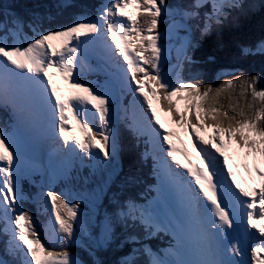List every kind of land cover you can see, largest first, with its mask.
Here are the masks:
<instances>
[{"label":"snow or ice","instance_id":"obj_1","mask_svg":"<svg viewBox=\"0 0 264 264\" xmlns=\"http://www.w3.org/2000/svg\"><path fill=\"white\" fill-rule=\"evenodd\" d=\"M207 6L211 11L204 14L202 24L196 25L201 36L209 34L214 24H222L232 11L244 5L243 0H192L186 8L173 9L167 0H109L96 19L80 18L55 30L38 31V18L31 24L19 17L0 21V105H10L20 116L42 109L49 115L53 131L57 129L58 118L59 136L70 152L74 148L68 142L73 140L75 147L88 157L102 153L105 160H110L115 155V144L110 145L107 131L110 97L100 90L103 85L99 88L85 85L79 78L78 68L82 70L84 66L81 49L88 42L82 37H91V42L102 44L109 66L115 69L112 75L122 86L136 85L131 90L144 97L155 124L164 127L157 114L159 103L160 110L173 117L172 123L194 139L193 147L202 157V168L177 158L172 132L164 129L162 135L163 143L168 145L162 150L191 177L190 181L178 175L170 177L183 194L180 218H161L149 208L137 212L135 204L129 205V211L117 214L126 225L128 221L133 226L138 222L146 237L158 232L172 233L175 244L167 253L169 258L153 254L149 264H264V228L255 224L264 220V183L251 193L245 191L232 179V172L225 171L228 163L222 151L224 141L235 142L246 161L249 157L253 159L251 171L264 181V86L258 87L264 85V76L241 73L214 86L186 81L179 72L175 81H170L161 70L164 49L158 31L160 18L171 17L170 27L191 33L190 22L200 20V9ZM25 27L34 33L30 38L23 31ZM106 37L114 42V48ZM57 39L61 40L59 47L52 43ZM196 46L194 40L185 38L178 58L195 63L190 53ZM241 51L243 55L264 54V42L255 49L245 47ZM117 57L123 58L126 69ZM179 67L182 69L183 64ZM53 71L74 90L68 99L61 98L53 82ZM87 105L98 114L99 127L95 132L84 118V113L90 111ZM66 112L71 114L85 140L67 134ZM209 130L212 134L206 136ZM93 147L99 152L93 153ZM180 155L188 160L187 153ZM22 162L12 134L0 129V234L7 237L8 254L16 264H82L67 250L75 242L79 203H72L63 193L52 190L45 193L50 213L46 245L31 213L20 207L17 186ZM244 167L248 170L247 163ZM233 202L245 210V235L251 241L247 249L249 259H245L246 249L234 236L238 234V224L234 220ZM126 239L140 243L135 235ZM110 240L109 224L105 226L104 243ZM143 250L150 253L147 246ZM0 264L6 262L0 260ZM122 264L135 261L125 259Z\"/></svg>","mask_w":264,"mask_h":264},{"label":"trees","instance_id":"obj_2","mask_svg":"<svg viewBox=\"0 0 264 264\" xmlns=\"http://www.w3.org/2000/svg\"><path fill=\"white\" fill-rule=\"evenodd\" d=\"M261 8L262 11L231 29H225L220 35L210 32L196 41L197 46L190 53L195 63L183 62V69L191 81L201 85L217 86L222 80L232 79L241 73L264 76V54L243 55L241 51L245 47L255 49L260 42H264V6ZM261 86L264 85H258V87ZM125 202L126 198L116 207L115 213L123 211L121 207ZM112 207L113 200L103 209V213L111 214ZM89 233L90 237L87 241L82 240L79 244L71 245L67 249L82 264H122L125 259L134 260L135 264H140L137 255L147 257L149 254L143 250V246L149 245L143 238H138L139 244L126 239L129 235L138 236V233H134L131 229H125L115 246L111 240L110 243H104L100 239L92 240V231L90 230ZM124 242L128 249L123 247Z\"/></svg>","mask_w":264,"mask_h":264},{"label":"rangeland","instance_id":"obj_3","mask_svg":"<svg viewBox=\"0 0 264 264\" xmlns=\"http://www.w3.org/2000/svg\"><path fill=\"white\" fill-rule=\"evenodd\" d=\"M174 35H176V32H172V37H173V38H174ZM186 80H187V81H191V78H187ZM183 107H184V104H183V102H181V104H180V108H181V110H183ZM135 108H136V109H134V114H136V112L138 111L137 116L139 117V122H136V121H135L136 124L138 125V123H139V124L144 128V130H145V131H146L151 137H152V136H153V137H154V136H158V138H157V144H156V142H154V146H155V147H154V146L152 147L153 151L156 152V153H155L156 158L159 159L158 162H160V163H162V164L165 163V161L161 159L163 156H165V157L168 158L170 161H172L171 157H168V156H167L166 151H163V150H162V149H167V144H166V143H163V139H162V135H161L162 132H163V130H162L161 127H159L157 124H155L154 120L151 119V110L147 108V104H146V102L144 101V97H143L142 95H139V97L136 99V107H135ZM138 109H139V110H138ZM157 114H160V115H158V116L161 117L162 121L167 120L165 117H163V116L161 115L160 110H158V108H157ZM31 126H32V132H31V135H32V133H34V130L36 129V125H31ZM153 129H154L155 131H153ZM157 133H160V135H157ZM211 134H212V133H211L210 131H208L207 133H205L206 136H207V135H211ZM40 137H41L42 139H39L38 143L36 144V149H35L38 153H42V152H44L45 150L48 149L46 143H44V142H47V143H48V141H49V139H50L49 134H44V135H42V136H40ZM39 143H40V147H39V145H38ZM229 146L234 147L233 143L229 144L227 141H224V148L227 149ZM33 147H35V145L32 146V148H33ZM208 147L211 148V146H208ZM224 148H223V149H224ZM223 149H222V150H223ZM211 151H212L216 156L219 154V153H216V152H215V149H211ZM240 154H241L242 156H244L243 151H241ZM242 156H241V157H242ZM242 158H244V157H242ZM249 158H251V157H249ZM178 159H180V155L178 156ZM249 160H250V159H249ZM174 165L176 166L178 172H180V174H181L182 176H186V174H185V168H181V167L177 166L175 163H174ZM262 167H263V166H262ZM173 203H175V202H173ZM139 208L141 209L142 207H139ZM154 208H155V207H154ZM176 209H177V207H176ZM177 211H178V209H177ZM181 213H182V210H181L180 213H178V218H180ZM168 217H170V218H177V217L174 216L172 213H171L170 216H168ZM168 217L162 216L161 218H168Z\"/></svg>","mask_w":264,"mask_h":264},{"label":"bare ground","instance_id":"obj_4","mask_svg":"<svg viewBox=\"0 0 264 264\" xmlns=\"http://www.w3.org/2000/svg\"><path fill=\"white\" fill-rule=\"evenodd\" d=\"M20 117H22V116H20ZM156 141V140H155ZM156 144H157V141H156ZM155 147V146H154ZM169 165V164H168ZM167 165V166H168ZM183 179L185 180V177H183ZM175 188H176V190H177V185H175L174 186ZM234 203V202H233ZM234 208H235V211H236V213L237 214H239V213H241L242 211H241V207L238 205V204H235L234 203Z\"/></svg>","mask_w":264,"mask_h":264}]
</instances>
